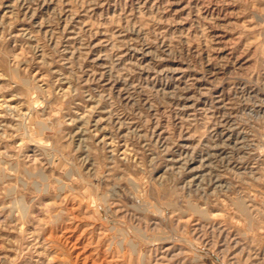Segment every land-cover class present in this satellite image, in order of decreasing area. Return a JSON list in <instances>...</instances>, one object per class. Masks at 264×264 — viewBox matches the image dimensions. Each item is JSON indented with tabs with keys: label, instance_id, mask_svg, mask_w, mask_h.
Masks as SVG:
<instances>
[{
	"label": "rangeland",
	"instance_id": "374dc122",
	"mask_svg": "<svg viewBox=\"0 0 264 264\" xmlns=\"http://www.w3.org/2000/svg\"><path fill=\"white\" fill-rule=\"evenodd\" d=\"M0 264H264V0H0Z\"/></svg>",
	"mask_w": 264,
	"mask_h": 264
}]
</instances>
